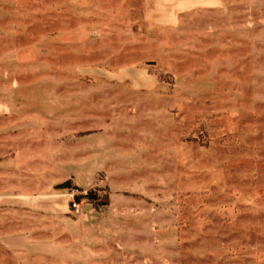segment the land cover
Instances as JSON below:
<instances>
[{"label": "rangeland", "instance_id": "obj_1", "mask_svg": "<svg viewBox=\"0 0 264 264\" xmlns=\"http://www.w3.org/2000/svg\"><path fill=\"white\" fill-rule=\"evenodd\" d=\"M19 148L93 172L66 189L87 216L0 211V264H264V0L167 27L142 0H0V156ZM90 190L99 217L72 209Z\"/></svg>", "mask_w": 264, "mask_h": 264}, {"label": "crops", "instance_id": "obj_2", "mask_svg": "<svg viewBox=\"0 0 264 264\" xmlns=\"http://www.w3.org/2000/svg\"><path fill=\"white\" fill-rule=\"evenodd\" d=\"M220 5L221 0H142L145 22L156 27L173 26L182 16L199 10L215 9ZM119 72L115 74L118 75ZM33 139L36 140L34 137ZM27 150L19 148L15 152L0 156V211L31 212L53 222L58 232H62L65 228L67 232L68 227L77 228L80 222L83 224L82 220L87 213L77 218L76 215H72L68 190L55 187L65 181H72V185L79 188L89 187L93 172L87 175L90 179L87 178L88 182L85 186L75 176H69L67 180L58 182L54 176V168L59 165L54 161H57L58 157H54L51 152L41 153L38 157ZM63 199H66V203ZM102 208L94 210L97 217L100 216ZM83 212L85 213V210Z\"/></svg>", "mask_w": 264, "mask_h": 264}, {"label": "trees", "instance_id": "obj_3", "mask_svg": "<svg viewBox=\"0 0 264 264\" xmlns=\"http://www.w3.org/2000/svg\"><path fill=\"white\" fill-rule=\"evenodd\" d=\"M57 188H59V189H74L78 192H84L81 188L72 185L70 181H67L61 185H58ZM82 199H86L96 209L107 206L110 203L109 195L99 196L97 193H95L92 190L88 191L84 195L82 194V195H80V196L78 195L76 197V200L78 202H80Z\"/></svg>", "mask_w": 264, "mask_h": 264}, {"label": "built area", "instance_id": "obj_4", "mask_svg": "<svg viewBox=\"0 0 264 264\" xmlns=\"http://www.w3.org/2000/svg\"><path fill=\"white\" fill-rule=\"evenodd\" d=\"M76 195L71 194V199H72V209L78 213L79 209H80V202H78L76 200Z\"/></svg>", "mask_w": 264, "mask_h": 264}]
</instances>
